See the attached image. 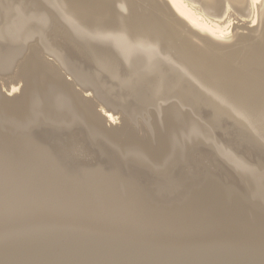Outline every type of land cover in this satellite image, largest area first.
I'll list each match as a JSON object with an SVG mask.
<instances>
[{
	"label": "rangeland",
	"instance_id": "374dc122",
	"mask_svg": "<svg viewBox=\"0 0 264 264\" xmlns=\"http://www.w3.org/2000/svg\"><path fill=\"white\" fill-rule=\"evenodd\" d=\"M136 2L143 14L163 16L170 47L156 38L124 39L126 0L115 1V31L84 27L66 0H0V58L6 62L0 95L18 90L14 72L34 51L50 82L48 103L34 94L25 123L0 112V175L51 168L57 176L24 177L18 196H6L11 190L0 184L6 189L0 191V222L19 214L23 219L0 224V264H264V114L236 109L229 93L194 76L176 57L184 42L172 36L227 41L236 31L254 29L259 18L249 9L226 10L224 3L215 23L229 29L218 39L188 24L167 0ZM57 71L73 84L71 91L52 84ZM92 77L108 98L105 104L97 100L96 108L105 125H117L124 115L136 138L152 147L168 135L166 157L156 160L141 146H123L90 120L72 94L91 95L75 80ZM32 181L39 194L27 191ZM55 198L64 206L115 202L131 218L123 228L108 221L75 229L80 226L60 221L80 209L64 208ZM101 206L96 208L112 209Z\"/></svg>",
	"mask_w": 264,
	"mask_h": 264
},
{
	"label": "bare ground",
	"instance_id": "6f19581e",
	"mask_svg": "<svg viewBox=\"0 0 264 264\" xmlns=\"http://www.w3.org/2000/svg\"><path fill=\"white\" fill-rule=\"evenodd\" d=\"M66 1H67L66 7L74 13V15L80 20V22L84 27H90L95 30L97 29L100 30L103 29L106 31L116 30V27H114L115 26L114 22L116 23L118 17L116 14V9L114 4L115 1L118 3L121 0H66ZM167 1L172 6L174 11L178 14V16H181L184 20L188 21V24L190 23L199 30H207V33L209 32V34H211L212 36L218 39L227 36L228 34L227 29H229L228 26H223L222 28L218 27L217 26L218 24L216 25L215 23V22L217 23L221 22V18H223L221 16L222 14L221 12L224 3H226L225 4L226 10L229 9L234 13L236 12L240 14V13H244L247 9H249L250 13L256 15L257 18H259L258 24L254 29L251 30L248 29L246 31L245 30L236 31L233 37L227 41L211 42V40L202 39L201 42H194L184 36H175V35L172 36L176 37L177 39L175 40L176 42L179 41L180 44L184 42L185 44L183 45L184 48L183 49L180 48L181 49L180 52H177V50L175 49L176 50L175 52L179 54L176 55V57L178 58L180 63H182V65H184V67H186L194 76H196L197 78H199L200 80H202L203 82L209 85H213L214 87H216L217 90L224 92V94L225 92L229 93L227 94V96H230V98L233 101L231 102L232 104H234V107H236V109H241L251 113H261L263 115L264 114V0H187L196 3V5L200 10H202L207 15L212 17L215 24H210L209 21L205 22L206 20H208V18L206 20H203L202 19L204 17L203 15L202 18L200 19V17L195 14L198 10L193 12L192 10L194 9L190 8L192 5L186 0H167ZM126 5L128 9L126 14V20H127L126 28L128 31L126 30L125 31L126 33H128V38H124L123 35L125 33L124 32L119 33L120 30H118L116 34L128 40H133L137 36H143L145 37V39L148 38V40L149 39L153 40L156 38L158 40H162V43L163 41L167 40L164 46L170 47L169 43L171 40V36H170L171 33H165L168 31L166 30V28L162 23V19H163L162 15H160V17L157 16L158 19L155 18L153 19L151 17V14H153L154 11L151 10L149 12L150 13L149 16L147 15L148 11H146V13L143 14V12H141L140 9L138 8V3L136 2V0H130V1L126 0ZM157 6L159 7V9L162 10L163 7L162 5L160 6L158 4ZM162 14L165 15L164 17H168L165 10L164 12H162ZM213 17L220 19V21L214 20ZM135 35L137 36L135 37ZM181 38L183 40L180 41ZM37 53L39 52L36 51L32 52L31 54L32 56L26 59L15 70L14 72L15 81H18L20 83V87L19 88L17 87L18 90L14 92V88H11L10 95H4V94L0 95V112L2 111L4 117L6 116V114L12 115L14 119L19 121V123H25V121L28 119L31 113L30 103L34 94L36 93L39 94V96L44 100L45 103H48L49 101L50 88H48V86L50 85V82L48 85L45 75L44 73H42V71L44 72L45 70L43 68L44 63L39 59ZM5 66H6V62L4 63V60L0 58V74L5 73L6 71ZM62 78L63 75L60 74L59 76V73L58 75L55 73L49 79L53 81L52 83L53 85L60 87V89L71 91L73 84L64 82ZM75 78L80 79L78 77ZM0 79L2 78L0 77ZM91 79L92 80H89V78L86 79L83 78V80L86 81H77L75 79L74 80L77 82V84L82 86L83 90L87 92H92L93 95L91 94L88 95V97H86L81 92V90L74 92V94H72L73 101H76L77 104L80 105V107H82L88 112L90 120L95 124H97L98 126H100V128H102L103 132L107 136L118 141L123 146L138 145L141 146L145 151H147L152 158L154 157L155 159L156 158L161 159L164 156L166 157V153L169 151L168 135L166 136L164 135L163 137L159 138L157 140L156 147H152L150 144H147L146 142H142L140 139L136 138V136L128 127L129 124L127 121L128 119L124 115H121V118L119 119L117 125L114 126L105 125L103 119L97 114L96 108H98L97 100L99 101L101 100V102L105 104L106 102H108V98L104 92V88L101 86V84H99V80L98 79L96 80V78L93 77ZM236 95L238 97H236ZM171 122L173 123V121ZM45 171L48 172V170Z\"/></svg>",
	"mask_w": 264,
	"mask_h": 264
},
{
	"label": "water",
	"instance_id": "95a60500",
	"mask_svg": "<svg viewBox=\"0 0 264 264\" xmlns=\"http://www.w3.org/2000/svg\"><path fill=\"white\" fill-rule=\"evenodd\" d=\"M28 147H31L34 149L32 144L31 145L28 144ZM38 158L43 159V161L46 163V160L44 159V157L41 153L39 154ZM9 173H11V174L0 175V184H2V182L7 184L8 185L7 187L11 190V192H8L9 194L6 196H13V195L18 196L17 195L18 193L15 194L14 191H15V189H21L25 186L24 180H26L27 178L25 179L24 177L31 176V175H35V176L38 175V176H43L44 178H48L50 180H55L57 178V176H55L56 172L53 170H50V169L48 172H46L44 174H41L39 171H29L27 173H21L19 171H15V170H11ZM20 177H22V179H19ZM32 184L33 185H30L29 187H27V191H29V192H34L35 190L37 191L36 186H40L34 181H32ZM3 187H6V186L3 185ZM3 190H6V189H0V191H3ZM42 193L46 194L47 197H52L50 191L45 190ZM58 196L63 197V194H58ZM55 199H56L55 201L60 202L59 199H57V198H55ZM101 201L102 200H99V201L97 200L96 202H88L87 204H81V205L75 204V203H69L67 206H64V204L62 202H60L61 204H63L64 208L68 207L70 209H77V210L80 209L81 210V211L78 210L80 213L79 212L75 213L76 215L64 216L62 218V221H60V223H64L65 225L73 224L75 226H80V227H75V229L76 228L87 229V228L92 227V226L93 227H102V225H107V224L101 225V223H109L108 221L120 223L119 225H121V226H119V227H122V228L129 223L128 220L131 218L130 210H125V209L123 210L122 209L123 207L118 205L115 202H111L112 205H109V204H103ZM101 205H108L109 207H107V208H112V209L99 210L96 208V207H102ZM103 208H105V207H103ZM127 208H130V206H128ZM20 211L25 212L23 210H20ZM67 212H69V211H67ZM39 213H42V211L39 210ZM22 221H23L22 215L19 214V216L15 217V218H12V217L8 218L7 217V219L0 222V224L3 222H6V223H4L5 225H13V224H18L19 222H22Z\"/></svg>",
	"mask_w": 264,
	"mask_h": 264
}]
</instances>
